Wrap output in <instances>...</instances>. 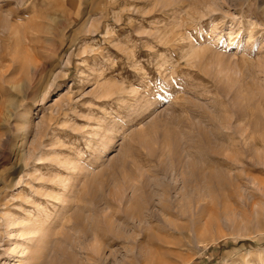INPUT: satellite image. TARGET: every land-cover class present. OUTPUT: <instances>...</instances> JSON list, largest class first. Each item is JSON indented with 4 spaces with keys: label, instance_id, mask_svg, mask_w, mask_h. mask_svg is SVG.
<instances>
[{
    "label": "rangeland",
    "instance_id": "rangeland-1",
    "mask_svg": "<svg viewBox=\"0 0 264 264\" xmlns=\"http://www.w3.org/2000/svg\"><path fill=\"white\" fill-rule=\"evenodd\" d=\"M0 264H264V0H0Z\"/></svg>",
    "mask_w": 264,
    "mask_h": 264
},
{
    "label": "bare ground",
    "instance_id": "bare-ground-1",
    "mask_svg": "<svg viewBox=\"0 0 264 264\" xmlns=\"http://www.w3.org/2000/svg\"><path fill=\"white\" fill-rule=\"evenodd\" d=\"M12 223H16V222H12ZM34 231H36V230L31 229V227H28V228L26 229V233H31V232H34ZM14 249H16V248H14ZM24 252H25V248H23V249L21 250V253H19L18 256L21 257L22 254H23Z\"/></svg>",
    "mask_w": 264,
    "mask_h": 264
}]
</instances>
